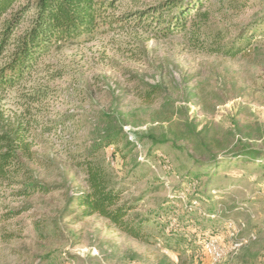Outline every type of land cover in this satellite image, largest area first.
I'll use <instances>...</instances> for the list:
<instances>
[{
  "label": "rangeland",
  "instance_id": "374dc122",
  "mask_svg": "<svg viewBox=\"0 0 264 264\" xmlns=\"http://www.w3.org/2000/svg\"><path fill=\"white\" fill-rule=\"evenodd\" d=\"M156 1L125 0L117 14ZM245 1L232 36L264 18V0ZM139 24L58 44L48 71L0 92L3 123L22 127L34 156L23 163L50 188L28 199L0 190V215L20 212L0 223V264H264V38L226 57ZM145 86L158 89L151 104ZM119 130L127 140L99 157L122 201L137 202L132 216L156 221L144 242L72 202L85 183L70 154Z\"/></svg>",
  "mask_w": 264,
  "mask_h": 264
},
{
  "label": "trees",
  "instance_id": "16d2710c",
  "mask_svg": "<svg viewBox=\"0 0 264 264\" xmlns=\"http://www.w3.org/2000/svg\"><path fill=\"white\" fill-rule=\"evenodd\" d=\"M123 1L0 0V92L48 71L45 70L48 67L40 68V64L54 46L92 37L100 28L121 21L143 22L139 26L155 27L154 34L163 38L183 35L193 49L226 57L245 56L251 52L255 39L264 38V18L239 28L232 36L230 29L238 26L229 24L228 18L245 9V0H157L143 8L117 14ZM216 25H221L219 30L214 29ZM51 82L46 80V85ZM47 92H51L49 88L38 99L46 97ZM157 96L158 89L151 86L140 92V97L149 104ZM21 128L19 124L12 127L3 123L0 113V190H14L13 197L28 199L48 193L50 188L37 182L22 161L34 162V156ZM125 140L127 134L119 130L88 150L70 154L85 183V191L72 202L80 217H100L119 233L144 242L146 225L156 221L149 214L142 218L132 216L138 208L137 202L122 201L124 191L112 183L99 157L103 149L118 147ZM127 144L132 145L129 141ZM240 153L250 161L258 159L254 152ZM4 196L1 191L0 199ZM18 215L20 212L7 211L0 215V223Z\"/></svg>",
  "mask_w": 264,
  "mask_h": 264
}]
</instances>
